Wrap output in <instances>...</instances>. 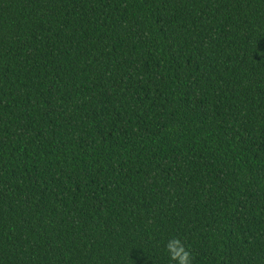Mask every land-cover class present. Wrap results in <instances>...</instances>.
<instances>
[{
    "label": "trees",
    "instance_id": "obj_1",
    "mask_svg": "<svg viewBox=\"0 0 264 264\" xmlns=\"http://www.w3.org/2000/svg\"><path fill=\"white\" fill-rule=\"evenodd\" d=\"M264 264V0H0V264Z\"/></svg>",
    "mask_w": 264,
    "mask_h": 264
},
{
    "label": "clouds",
    "instance_id": "obj_2",
    "mask_svg": "<svg viewBox=\"0 0 264 264\" xmlns=\"http://www.w3.org/2000/svg\"><path fill=\"white\" fill-rule=\"evenodd\" d=\"M165 250L173 264H192V253L182 239L170 238L166 243Z\"/></svg>",
    "mask_w": 264,
    "mask_h": 264
}]
</instances>
